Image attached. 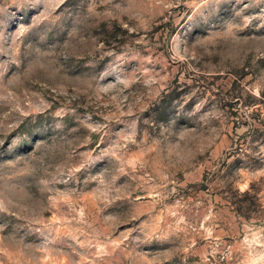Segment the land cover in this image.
Here are the masks:
<instances>
[{
    "label": "rangeland",
    "instance_id": "1",
    "mask_svg": "<svg viewBox=\"0 0 264 264\" xmlns=\"http://www.w3.org/2000/svg\"><path fill=\"white\" fill-rule=\"evenodd\" d=\"M0 264H264V0H0Z\"/></svg>",
    "mask_w": 264,
    "mask_h": 264
}]
</instances>
